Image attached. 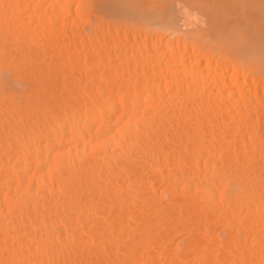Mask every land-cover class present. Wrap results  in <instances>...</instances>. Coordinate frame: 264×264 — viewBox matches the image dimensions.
Segmentation results:
<instances>
[{
  "label": "bare ground",
  "instance_id": "1",
  "mask_svg": "<svg viewBox=\"0 0 264 264\" xmlns=\"http://www.w3.org/2000/svg\"><path fill=\"white\" fill-rule=\"evenodd\" d=\"M122 1L0 0V264H264V64Z\"/></svg>",
  "mask_w": 264,
  "mask_h": 264
},
{
  "label": "rangeland",
  "instance_id": "2",
  "mask_svg": "<svg viewBox=\"0 0 264 264\" xmlns=\"http://www.w3.org/2000/svg\"><path fill=\"white\" fill-rule=\"evenodd\" d=\"M169 8L152 17L164 25H174L184 28L190 23L193 32H202L209 39L218 43H242L243 50L264 64L262 49H264V13L261 12L260 0H163ZM130 0H123L119 7L129 10ZM245 4H255V7H242ZM186 5L193 13L204 20L197 22L185 15ZM227 7H220V6ZM243 34L245 39L238 41L236 34Z\"/></svg>",
  "mask_w": 264,
  "mask_h": 264
},
{
  "label": "snow or ice",
  "instance_id": "3",
  "mask_svg": "<svg viewBox=\"0 0 264 264\" xmlns=\"http://www.w3.org/2000/svg\"><path fill=\"white\" fill-rule=\"evenodd\" d=\"M185 9V15L189 19H195L198 23L204 20V17L193 13L190 8L186 5H181ZM227 7V6H220ZM242 7H255V4H245ZM127 8L136 13L138 16L142 17L141 23L150 25L153 23L152 17L157 15L169 8V6L163 2V0H130V3L127 5ZM261 12L264 13V0H260ZM236 39L242 41L245 39L243 34H236ZM262 58H264V49H262ZM7 75V73H5Z\"/></svg>",
  "mask_w": 264,
  "mask_h": 264
}]
</instances>
